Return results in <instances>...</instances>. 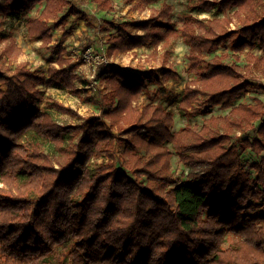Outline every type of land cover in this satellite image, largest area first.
Masks as SVG:
<instances>
[{"label":"trees","instance_id":"1","mask_svg":"<svg viewBox=\"0 0 264 264\" xmlns=\"http://www.w3.org/2000/svg\"><path fill=\"white\" fill-rule=\"evenodd\" d=\"M94 1L102 10L114 8L112 0ZM129 2L144 12L161 0ZM42 4L27 22L28 35L56 53L59 70L46 81L26 63L14 71L0 63V264H264V101L235 106L253 87L248 75L264 79V0H197L223 17L189 16L179 30L162 23L173 11L164 4L141 23H120L109 38L113 57L148 45L156 50L171 38L188 44L194 78L180 95V114L203 115L213 107L230 113L177 132L170 109L138 104L155 82L152 73L117 64L98 75L108 91L102 118H83L52 102L56 111L82 119L65 126L41 111L39 85L62 82L71 72L62 44H52L50 22L66 8L84 14L72 11L69 0H0L3 16ZM228 43L246 55L245 65L240 57L227 63L225 54L207 59ZM10 45L3 57L20 53ZM176 78L169 68L159 82ZM247 150L254 158L244 162ZM174 154L188 169L185 180L171 171ZM105 156L107 162L90 167Z\"/></svg>","mask_w":264,"mask_h":264},{"label":"rangeland","instance_id":"2","mask_svg":"<svg viewBox=\"0 0 264 264\" xmlns=\"http://www.w3.org/2000/svg\"><path fill=\"white\" fill-rule=\"evenodd\" d=\"M69 1L72 5V11H80L84 14L83 18L71 15L69 8H66L50 23L54 27L52 44H62L66 50L65 58L71 60L70 65L66 66L71 72L62 78V82L39 85L44 94V101L39 105V109L50 113L57 123L70 126L79 124L82 119L56 111L51 108L52 102H59L65 107L72 108L83 118L90 116L102 118L101 99L108 93L98 77L106 66L101 62L103 58L136 73L143 71L152 73L155 82L150 83L147 93L142 95L138 104H162L170 109L174 113L173 132L179 131L187 124L201 127L204 121L211 116H227L230 113V110L213 107L203 115L185 117L180 114L178 109L180 95L186 83L194 78L188 71L190 49L182 37L171 38L165 46L160 45L156 50L153 46L148 45L117 57L107 54L108 40L112 35H117L120 23L126 21L141 23L150 16L152 9H160L164 4L170 5L173 11L170 20L162 23L178 30L181 29L185 19L189 16L211 19L223 17L222 13L216 9L208 12L203 7L198 6L197 0H161L160 3L151 5L144 12L135 10L134 5L129 0H112L113 10L100 9L94 0ZM43 7L44 4L37 5L30 13L22 15H0V63L11 71H14L19 64L26 63L28 68L44 75L46 81H49L51 76L49 71L55 73L59 70L58 56L45 47L41 41L31 38L28 35L27 26L28 20L40 15ZM67 32L69 33L64 38L63 35ZM11 43L16 45L20 53L18 56L3 57L2 53L10 48ZM249 51L246 49L245 53ZM254 53L260 55L262 52L256 50ZM222 54L227 55V63H232L236 57H240L241 65L246 64V55L235 52L230 43L207 55V59ZM165 55H168L166 64L164 63ZM169 68L178 73V78L160 83L161 75ZM247 79L253 83V87L238 99L235 106L241 103H254L256 99L264 101V92L260 88V85H264V79L258 75H248ZM240 135L237 133L236 136ZM28 138H32L31 134ZM71 138V136L67 137V144ZM43 142L44 150L58 157L59 153L54 145L47 141ZM114 143L116 145V162L119 165L123 145L119 141ZM170 147L171 151L174 152L171 145ZM253 158L254 155L249 150L243 153L244 162H249ZM107 161L106 156L94 159L90 162V167L93 169L94 166ZM171 171L175 177L182 180H185L188 173V169L180 162L176 154L172 158Z\"/></svg>","mask_w":264,"mask_h":264},{"label":"built area","instance_id":"3","mask_svg":"<svg viewBox=\"0 0 264 264\" xmlns=\"http://www.w3.org/2000/svg\"><path fill=\"white\" fill-rule=\"evenodd\" d=\"M101 62L106 66L113 64V62L109 61L107 58H103Z\"/></svg>","mask_w":264,"mask_h":264}]
</instances>
